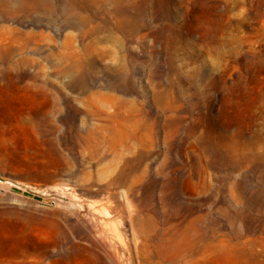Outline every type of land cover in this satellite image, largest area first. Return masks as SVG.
<instances>
[{
    "label": "rangeland",
    "instance_id": "obj_1",
    "mask_svg": "<svg viewBox=\"0 0 264 264\" xmlns=\"http://www.w3.org/2000/svg\"><path fill=\"white\" fill-rule=\"evenodd\" d=\"M0 264H264V0H0Z\"/></svg>",
    "mask_w": 264,
    "mask_h": 264
},
{
    "label": "bare ground",
    "instance_id": "obj_2",
    "mask_svg": "<svg viewBox=\"0 0 264 264\" xmlns=\"http://www.w3.org/2000/svg\"><path fill=\"white\" fill-rule=\"evenodd\" d=\"M128 208H129V206H128ZM132 235H133V236H135V232H134V230H133V229H132Z\"/></svg>",
    "mask_w": 264,
    "mask_h": 264
}]
</instances>
